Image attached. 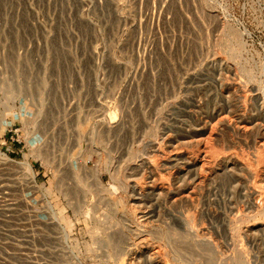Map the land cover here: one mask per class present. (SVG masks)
<instances>
[{"label":"rangeland","instance_id":"obj_1","mask_svg":"<svg viewBox=\"0 0 264 264\" xmlns=\"http://www.w3.org/2000/svg\"><path fill=\"white\" fill-rule=\"evenodd\" d=\"M175 214L198 240L167 234ZM121 247L123 264H264V0H0V264Z\"/></svg>","mask_w":264,"mask_h":264},{"label":"bare ground","instance_id":"obj_2","mask_svg":"<svg viewBox=\"0 0 264 264\" xmlns=\"http://www.w3.org/2000/svg\"><path fill=\"white\" fill-rule=\"evenodd\" d=\"M235 87H236V86H235ZM237 87H238V86H237ZM239 87H240V86H239ZM239 87H238V88H239ZM12 97H13V95L10 94V95H9V98H12ZM243 97H246V96H243ZM38 112H39V111H38ZM111 127H112V126H111ZM111 127L109 126V128H111ZM113 127H114V126H113ZM109 128H108V129H109ZM112 129H114V128H112ZM211 136H213V135H211ZM97 138H98V137H97ZM103 138H104V137H103ZM212 138H214V137H212ZM209 139H210V138H209ZM92 140H95V138L92 137ZM104 140H105V139H104ZM158 148H159V147H158ZM158 148H157V149H158ZM162 148H163V147H162ZM94 149H95V148H94ZM159 149H161V147H160ZM91 150H92V149H91ZM154 150H155V149H154ZM154 150H153V151H154ZM163 150H164V149H163ZM92 151H94V150H92ZM92 151H90V152H92ZM96 151H97V150H96ZM156 151H157V150H156ZM161 151H162V149H161ZM164 151H165V150H164ZM166 151H167V150H166ZM166 151H165V152H166ZM97 152H98V151H97ZM92 153H93V152H92ZM94 153H95V151H94ZM94 153H93V155H94ZM155 153H157V155H158V152H155ZM159 153H160V152H159ZM169 153H170V152H169ZM160 154H161V153H160ZM167 154H168V152H167ZM32 155H33V156H36V157H40L42 160H46L45 162H47V164H49L50 169H52V171H53L52 174L55 175L56 173H58V171H57V167H56V164H54V161H53L52 159H48V158L45 159L44 156H43V154H42V151H41V149H40L39 147L35 148V149L32 151ZM96 156H97V155H96ZM154 156H155V155H154ZM182 156H184V155L181 154V153H179V152H175V153L173 152V153L169 154V155L166 156V157H163V156H162V158H161V160H160L159 163L165 165V164H170L171 162H178V160H180V159L182 158ZM3 157H5L4 154H3ZM160 157H161V156H160ZM160 157H159L158 159H160ZM184 157H185V156H184ZM81 158H83V156H82ZM156 158H157V157H156ZM156 158H155V160H156ZM183 159H185V161H186V165H187V166H188L193 172H195V173H196V172H199V173H200L201 171L203 172V166H202V164H201L198 160H191L189 157H188V158L186 157V158H183ZM81 160H85V159H81ZM142 160H143V159H142ZM146 160H147V158H146ZM151 160H152V159H151ZM148 161H150V160H148ZM157 161H159V160H157ZM157 161H156V162H157ZM78 162H79V161H78ZM84 162H85V161H84ZM84 162H83V163H84ZM86 162H87V161H86ZM150 162H151V161H150ZM201 162H202V161H201ZM140 163L142 164V162H140ZM148 163H149V162H148ZM152 163H153V162H152ZM159 163H158V164H159ZM204 163H206V162H204ZM204 163H203V164H204ZM228 163H229V162H228ZM150 164H151V163H150ZM150 164H149L148 166H150ZM206 164H207V163H206ZM23 165H24V167L26 168V170L29 171V173H30L29 175H31V176H30V183L34 186V185H35V182H34V179H35V178H33L34 175L32 174V168H31L30 165L27 164L26 162H24ZM78 165H79V164H78ZM144 165H145V164H144ZM152 165H154V163H153ZM152 165H151V166H152ZM156 165H157V164H156ZM81 166H82V167H81ZM89 166H90V165H89ZM205 166H206V165H205ZM205 166H204V167H205ZM141 167H142V166H141ZM141 167H140V169H141ZM143 167H144V166H143ZM158 167H159V166H158ZM160 167H161V166H160ZM163 167H164V166H163ZM89 168H90V167H89ZM146 168H147V167H146ZM149 168H150V167H149ZM149 168H147V170H148ZM152 168H154V170H155L156 166H155V167L152 166ZM167 168H168V165H167ZM71 169H72L71 173L73 172L74 175H75V177L77 178V181L80 182L79 184L81 185V188H86V189L89 188L88 190H90V187H89L88 185H85V184L81 183L82 179H84V178H83V176H84L83 171L87 173V171L83 170V169H85V166L80 165V168H78V166L76 167L75 165L72 164V165H71ZM137 169H138V171H140L139 168H137ZM142 169H143V168H142ZM150 169H151V168H150ZM161 169H162V168H161ZM163 169H165V167H164ZM143 170H145V167H144ZM152 170H153V169H152ZM156 170H157V169H156ZM150 171H151V170H150ZM150 171L148 170V172H150ZM88 172H89V170H88ZM202 172H201V173H202ZM199 173H198V174H199ZM88 174H89V173H87V175H88ZM91 174H92V178H94V177H93V176H94L93 172H91ZM148 174H150V173H148ZM85 175H86V174H85ZM200 176H201V174H200ZM200 176H199V177H200ZM87 177L89 178V175H88ZM119 177H120V176H119ZM95 181H96V182H95L96 184L94 183V181H93V183L96 185V187H97V189H98V192L103 193V192H104L103 186H101V184H100V182L98 181L97 178H95ZM58 182H59V181H57V183H58ZM91 182H92V181H90V183H91ZM90 183H89V184H90ZM58 184H59V183H58ZM91 184H92V183H91ZM124 185H125V184H123V186H124ZM55 186H56V185H55ZM55 186H53V188H55ZM59 186H60V185H59ZM159 186H160V184H159ZM165 186H166V185H165ZM92 187H94V186H92ZM141 187H142V186H141ZM141 187L139 186L140 190H141ZM143 187H144V186H143ZM153 187H154V184H153ZM34 188H35V187H34ZM53 188H52V190H53ZM123 188H124V189H125V188L127 189V186H125V187H123ZM137 188H138V187H137ZM139 188H138V189H139ZM147 188H148V187H147ZM154 188H155V187H154ZM94 189H96V188L94 187ZM126 189H125V190H126ZM142 189H144V188H142ZM164 189H166V187H165V188H163L162 186H161L160 188L158 187V192H159V194H160V193H164ZM64 190H66V189H64ZM64 190H63L62 188H60V187H56V192H54V193H57L58 195H60V196L65 200L67 206H69V205L72 206V204H70V201H68V197H70L71 194L68 196V194H69L70 192H69V191L66 192V191H64ZM129 190H130V189H129ZM129 190H128V191H129ZM153 190H154V189H153ZM167 190H168V189H167ZM79 191H80V190H79ZM79 191H78V193H81V191H80V192H79ZM93 191H94V190H93ZM128 191H127V192H128ZM131 191H132V189H131ZM131 191H129V192H131ZM136 191H137V190H136ZM136 191H135V192H136ZM155 191H156V190H155ZM155 191H153V192H155ZM44 192H45V191H44ZM52 192H53V191H52ZM125 192H126V191H125ZM137 192H138V191H137ZM141 192H144V191L142 190ZM158 192H157V193H158ZM166 192H167V191H166ZM168 192H169V191H168ZM168 192H167V193H168ZM67 193H68V194H67ZM93 193H94V192H93ZM108 193H110V192H108ZM46 194H47V195H53V194H51V191H50V190H46ZM57 194H56V195H57ZM112 194H113V193H112ZM142 194H143V193H142ZM142 194H141V197L144 196L145 193H144L143 195H142ZM152 194H153V193H152ZM155 194H156V193H155ZM165 194H166V193H164V195H165ZM56 195H55V196H56ZM94 195H95V194H94ZM110 195H111V194H110ZM136 195H137V193H134V191L131 192V197H130V200H131V201H130V204L133 206V209H136V208L142 209V208H141V204H140V203L142 202V201L140 200L141 197L138 198ZM138 195H139V194H138ZM161 195H162V194H161ZM42 196L44 197V195H42ZM139 196H140V195H139ZM147 196H149V195H147ZM147 196H146V198H145V196L142 197V198L147 199ZM150 196H151V195H150ZM80 197H81V194H80ZM127 197H128V196H127ZM161 197H162V196H161ZM71 198H72V197H71ZM97 198H98V196H97ZM185 198H186V197H185ZM119 199H120V198H119ZM188 199L191 200L189 197H188ZM188 199H187V200H188ZM69 200H70V199H69ZM83 200H84V199H83ZM85 200H86V199H85ZM80 201H81V200H80ZM121 201H123V200H121ZM149 201H150V200H149ZM151 201H152V200H151ZM45 202H47V201H45ZM73 203H74V202H73ZM123 203H124V202H123ZM123 203H122V204H123ZM147 203H148V202H147ZM82 204H83V203H82ZM84 204H85V203H84ZM84 204H83V206H85ZM145 204H146V203H145ZM73 205H74V204H73ZM89 205L92 206L91 204H89ZM131 205H130V206H131ZM152 205H153V204H152ZM46 206H47L48 210L52 211V210H51V209H52L51 203H47ZM153 206H154V205H153ZM155 206H156V205H155ZM74 207H75V206H74ZM74 207H73V210H74V212H76L78 209H75L76 207H75V208H74ZM157 207H158V206H157ZM79 208H80V207H79ZM150 208H151V206H150ZM70 209H72V208H70ZM130 209H131V208H130ZM153 209H155V208L152 207V209H150V210H148V211L146 210L147 212H145V213H142V211L140 210V211H141V212H140V215H139L140 219H141V218H142L143 220H144V219H145V220L148 219V218H149V215H152V214L154 213V210H153ZM73 210H72V211H73ZM159 210H160V209H159ZM50 211H49V212H50ZM132 211H133V210H132ZM134 211L136 212V210H134ZM135 212H133V213H135ZM156 212H157V211H156ZM156 212H155V213H156ZM50 214L53 215V213H50ZM136 214H138V213H136ZM171 214H172V213H171ZM171 214H170V215H171ZM175 215L178 216L177 214H175ZM152 216H153V215H152ZM152 216H151V217H152ZM168 216H169V215H168ZM176 216L173 215V216L171 217V219H170L171 222H170V223L167 222L168 224L166 223V227H165V228H167V234H168V232H169L170 230H174V228H173L172 226H175V227H177L178 229L183 228V229L186 231V232H185L186 237H187V238H188V237H193L194 240L192 239V241L195 242V240L197 239V238H195V236H197V235H194V233H192V231H191V230H192V229H191L192 226H191V224H190V221H188L185 217H182V218H181V216H178V217H176ZM49 217H50V216H49ZM51 217H53L52 219H54V216H51ZM134 217H135V216H134ZM136 217H137V216H136ZM136 217H135V218H136ZM139 217H138L137 219H139ZM151 217H150V218H151ZM153 217H155V216H153ZM159 218H160V215H159ZM159 218H158V219H159ZM167 218H168V217H167ZM142 219H141V220H142ZM161 219H162V218H161ZM161 219H160V220H161ZM163 219H164V218H163ZM143 220H142V221H143ZM145 220H144V221H145ZM160 220H158V221L161 223L162 220H161V221H160ZM164 220H166V219H164ZM167 220H169V218H168ZM53 221H54V220H53ZM136 221H137V220H136ZM138 221H139V220H138ZM138 221H137V222H138ZM137 222H136V223H137ZM140 222H141V221H140ZM145 222L147 223V221H145ZM149 222H150V220L148 221V224H149ZM151 222H152V221H151ZM151 222H150V224L153 223V222H152V223H151ZM162 222H163V221H162ZM53 223H54V222H53ZM99 223H100V222H99ZM109 223H111V222H108V225H109ZM142 223H143V222H142ZM154 223H155V222H154ZM160 223H158V224H160ZM62 224H64V223H62ZM100 224H101V223H100ZM100 224H99V225H100ZM138 224H139V226H140V223H138ZM144 224H145V223H144ZM144 224H143V225H144ZM162 224H163V223H162ZM50 225H51V224H50ZM53 225H54V224H53ZM53 225H51V226H53ZM56 225H58V224L56 223ZM110 225H111V224H110ZM114 225H115V223H114ZM114 225H112V226H114ZM124 225H125V224H124ZM141 225H142V224H141ZM46 226H47V225H46ZM51 226H50V227H51ZM54 226H55V225H54ZM58 226H59V225H58ZM101 226H102V225H101ZM146 226H147V225H146ZM150 226H151V225H150ZM161 226H162V225H161ZM189 226H190V228H189ZM61 227H62V226H61ZM61 227H59V228H61ZM102 227H103V226H102ZM122 227H123V226H122ZM142 227H143V226H142ZM56 228H58V227H56ZM105 228H106V227H105ZM110 228H113V227H110ZM110 228L108 227V229H110ZM119 228H120V227H119ZM140 228H141V226H140ZM165 228H164V229H165ZM108 229H107V230H108ZM98 230H99V229H98ZM102 230H103V229H102ZM111 230H112V229H111ZM165 230H166V229H165ZM113 231H115V229H113V230L110 231V232H113ZM136 231H138V230H136ZM136 231H134V232H136ZM141 231H142V230H141ZM176 231H177V230H176ZM60 232H61V231H60ZM108 232H109V231H108ZM116 232H117V231H116ZM172 232H173V231H172ZM193 232H194V231H193ZM62 233H63V232H62ZM93 233H94V232H93ZM117 233H118V232H117ZM138 233H140V232H138ZM141 233H142V232H141ZM174 233H175V232H174ZM195 233H196V232H195ZM59 234H60V233H59ZM106 234H107V233H106ZM108 234H110V233H108ZM108 234L106 235V238H109V239H110V237H107ZM114 234H115V235H114ZM114 234H113L114 236H117V234H116L115 232H114ZM175 234H176V233H175ZM160 235H161V234H160ZM172 235H173V233H172ZM193 235H194V236H193ZM121 236H122V235H121ZM130 236H131V235H130ZM135 236H136V235H135ZM65 237H66V236H63V237H61V238H63V239L65 240ZM98 237H99V236H98ZM125 237H126V236H125ZM111 238H112V237H111ZM117 238H118V237H117ZM117 238H116V239H117ZM121 238H123V236H122ZM121 238H120V239H121ZM109 239H108V241H109ZM113 239H114V237H113ZM113 239H111V240H113ZM118 239H119V238H118ZM124 239H125V241H126V238H124ZM128 239L131 241L133 238L128 237ZM168 239H169V238H168ZM64 240H63V241H64ZM114 240H115V239H114ZM121 240H122V239H121ZM133 240H134V239H133ZM190 240H191V238H190ZM197 240H198V239H197ZM202 240H203V239H202ZM204 240H206V239H204ZM204 240H203V241H204ZM117 241H120V240H117ZM65 242H66V241H65ZM110 242H111V241H110ZM110 242H109V243H110ZM113 242H115V241H113ZM127 242H128V241H127ZM197 243H198V242H197ZM115 244H117V243H115ZM118 244H119V243H118ZM131 244H132V242H131ZM199 244H201V246H202V245H204V246L206 245V246H207V245H209V242H208V244H207L206 241H204V242H200V240H199ZM199 244H198V245H199ZM86 245H87V244H86ZM113 245H114V243H113ZM119 245H120V244H119ZM88 246H89V245H88ZM114 246H115V245H114ZM114 246H112V249H113ZM131 246H132V245H131ZM131 246H130V247H131ZM195 246H197V244H196ZM86 247H87V246H86ZM89 247H90V246H89ZM89 247L85 248L86 251H87V253L90 252V251L92 250V249L89 248ZM109 247H110V244H109ZM116 247H118V246H116ZM127 247H129V246H127ZM124 248H125V249H124ZM124 248H123V247H121V248H117V249H119V253H118V251H116V252L118 253V255H116L117 253L114 254V253H113V250L111 249V250H112V251H111L112 254H107V253H106V254L108 255V256L106 255V258H111V257H113V262H112V264H123V263H124V259L126 258L125 256H124L125 258H123V255H124V254H127V252H126V253L124 252V250H126V247H124ZM137 248H138V247L136 246V249H137ZM115 249H116V248H115ZM115 249H114V250H115ZM127 249H128V251L130 252V249H129V248H127ZM131 249H132V248H131ZM172 249H173V248H172ZM109 250H110V249H109ZM86 251H85V253H86ZM138 251H139V249H138ZM93 252H94V250H93ZM93 252H92V253H93ZM114 252H115V251H114ZM122 252H123L124 254H123ZM171 253H172V259H173L172 262H173V263H174V258H177L176 261H178V259H181V256H179L178 251H176V250L173 249V250L171 251ZM88 254H89V253H88ZM88 254H86V257H87ZM93 254H94V253H93ZM130 254H131V253H130ZM130 254H129L128 256H130ZM135 254H136V253H135ZM143 254H144V253H143ZM146 254H147V253H146ZM146 254H145V256H146ZM133 255H134V254H133ZM89 257H90V255H89ZM93 257H94V256H92L90 259L92 260ZM95 257H97V256H95ZM173 257H174V258H173ZM99 258H100V257H99ZM103 258L105 259L104 256H103ZM128 258H129V257H128ZM130 258H131V257H130ZM134 258H135V257H134ZM134 258H133V259H134ZM90 259H88L89 262L94 261V258H93L92 261H90ZM104 259H103V260H104ZM136 259H137V258H136ZM136 259H135V260H136ZM142 259H144V257H143ZM128 260H129V259H128ZM131 260H132V258L130 259V261H131ZM135 260H134V261H135ZM134 261H133V262H134ZM176 261H175V262H176ZM181 261H182V260H180V262H181ZM131 262H132V261H131ZM106 263H107V262H106ZM129 263H130V262L128 261V264H129ZM176 263H177V262H176ZM181 263H182V262H181ZM183 263H185V262H183ZM183 263H182V264H183ZM171 264H172V263H171Z\"/></svg>","mask_w":264,"mask_h":264}]
</instances>
